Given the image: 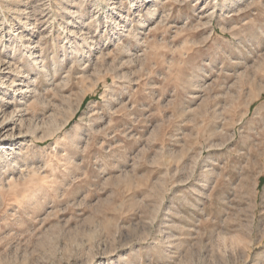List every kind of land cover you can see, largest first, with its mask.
<instances>
[{
    "label": "rangeland",
    "instance_id": "1",
    "mask_svg": "<svg viewBox=\"0 0 264 264\" xmlns=\"http://www.w3.org/2000/svg\"><path fill=\"white\" fill-rule=\"evenodd\" d=\"M0 69V264H264V0H0Z\"/></svg>",
    "mask_w": 264,
    "mask_h": 264
},
{
    "label": "bare ground",
    "instance_id": "2",
    "mask_svg": "<svg viewBox=\"0 0 264 264\" xmlns=\"http://www.w3.org/2000/svg\"><path fill=\"white\" fill-rule=\"evenodd\" d=\"M55 1V0H54ZM57 1V0H56ZM40 22V21H39ZM36 46V45H35ZM39 46V45H38ZM34 49V48H33ZM8 63V62H7ZM8 65V64H7ZM9 66V65H8ZM5 68V67H4ZM9 68H11V67H9ZM0 70H2V69H0ZM4 70V69H3ZM5 70H7V69H5ZM12 72V71H11ZM28 79V78H27ZM20 81V80H19ZM18 81V82H19ZM14 85V84H13ZM22 85V84H21ZM17 89H18V87H16ZM25 88V87H24ZM22 89V88H21ZM24 90V89H23ZM27 90H29V89H27ZM21 91V90H20ZM27 92V91H26ZM32 92V91H31ZM30 92V93H31ZM14 93H15V91H14ZM27 94V93H26ZM29 94V93H28ZM32 94V93H31ZM31 94H30V96H31ZM25 95V94H24ZM23 96V95H22ZM26 96V95H25ZM32 96H33V94H32ZM28 99H29V97H28ZM22 101V100H21ZM23 103H24V101H22ZM80 110V105H78V106H76V109H75V111L73 112V114L71 115V117H69L68 118V120H66V122H64L65 124L64 125H67V124H69L70 123V121L76 116V113L78 112ZM18 113V112H17ZM4 123V122H3ZM16 125V124H15ZM9 127H11V126H9ZM10 129V128H9ZM9 129H7L6 127H3V129L1 130L2 131V134H3V139H2V142L4 143L5 142V138L9 135H7V136H5V134H7V132H8V130ZM11 129H12V127H11ZM17 129V128H16ZM12 131V130H11ZM11 133V132H10ZM18 135V134H17ZM23 137V136H22ZM23 139V138H22ZM11 146V145H10Z\"/></svg>",
    "mask_w": 264,
    "mask_h": 264
}]
</instances>
